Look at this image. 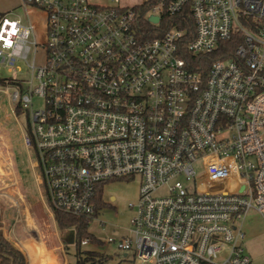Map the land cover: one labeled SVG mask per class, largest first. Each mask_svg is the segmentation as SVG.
<instances>
[{
	"label": "built area",
	"instance_id": "built-area-1",
	"mask_svg": "<svg viewBox=\"0 0 264 264\" xmlns=\"http://www.w3.org/2000/svg\"><path fill=\"white\" fill-rule=\"evenodd\" d=\"M112 1L21 0L26 22L0 16L6 93L27 117L46 208L91 222L103 183L140 175L130 227L107 238L125 256L252 264L244 223L252 209L264 218V0H159L143 20L189 13L185 44L187 28L152 36L134 6Z\"/></svg>",
	"mask_w": 264,
	"mask_h": 264
},
{
	"label": "rangeland",
	"instance_id": "rangeland-1",
	"mask_svg": "<svg viewBox=\"0 0 264 264\" xmlns=\"http://www.w3.org/2000/svg\"><path fill=\"white\" fill-rule=\"evenodd\" d=\"M93 3L107 4L112 0H90ZM145 0H120L124 6H136ZM9 19L21 17L27 21V13L20 0H0V16ZM32 59V53L29 60ZM25 73L28 70L21 64ZM14 74L0 64V78L13 77ZM14 81L0 83V225L5 234L27 255L31 248L35 263L42 257L39 253V240H43L57 256L59 264H76V245L72 229L60 232L47 216L45 203L41 198L42 184L38 181V172L33 167L35 156L30 154L25 142L28 121L20 108L9 101L7 87ZM34 108L43 105L42 99H32ZM196 170L202 171V164H196ZM142 183L140 175L110 179L103 183L102 198L98 213L88 226V230L102 242H89L81 245V250H94L104 255L101 264H141L131 252L125 256L108 237H117L130 227L132 210L130 203H136ZM41 187V188H40ZM44 209V211H43ZM102 221V222H101ZM5 224V225H4ZM245 245L252 258V264H264V218L252 209L244 223ZM32 247H31V245ZM45 250V249H44ZM46 252V250H45ZM44 264L52 263L47 257Z\"/></svg>",
	"mask_w": 264,
	"mask_h": 264
},
{
	"label": "trees",
	"instance_id": "trees-1",
	"mask_svg": "<svg viewBox=\"0 0 264 264\" xmlns=\"http://www.w3.org/2000/svg\"><path fill=\"white\" fill-rule=\"evenodd\" d=\"M159 2V0H145L143 3L134 6L136 10L142 15V24L147 32H151L152 36L161 35L167 29L176 26L181 29H188L184 44L189 42L194 35V22L193 18L189 13L179 15L175 21H168V17L164 15L159 25L155 26L153 23L143 17L148 12L151 6ZM150 35V34H149ZM151 36V35H150ZM224 55L219 53L212 54L206 57V63L202 64L199 68L207 69L209 63L217 58ZM191 57V56H190ZM192 58H195L192 56ZM205 58V57H204ZM12 78H0V83H4ZM22 113V112H21ZM55 219L61 232L72 229L74 232V244L76 245V264H101L105 257L102 253L94 250H81L82 242L86 239L89 242H102L100 239L95 237L89 230L88 226L90 222L84 218L72 216L63 212L56 211ZM0 264H26L25 255L20 249L14 246L0 231Z\"/></svg>",
	"mask_w": 264,
	"mask_h": 264
},
{
	"label": "crops",
	"instance_id": "crops-1",
	"mask_svg": "<svg viewBox=\"0 0 264 264\" xmlns=\"http://www.w3.org/2000/svg\"><path fill=\"white\" fill-rule=\"evenodd\" d=\"M20 5H21V0H20ZM101 198H102V189L100 190V196H99V199L101 200ZM99 200V201H100ZM43 211H44V209H43ZM45 211H46V213H47V216L48 217H50V219L52 218L53 220V223L57 226V228L59 229V227H58V225H57V222H56V219H55V214H51L49 211H48V209L46 208V206H45ZM5 225V224H4ZM3 225H0V231H2L3 232V234H4V236L11 242V243H13L14 244V246H16L18 249H20L21 251H22V253L25 255V258H26V264H44L43 263V259H45V257H46V255H47V257L52 261V263H48V264H59L58 262H57V256H56V253H55V251H53V249H51L50 247H49V245H47L46 244V242L45 241H43V240H39L38 241V245H39V253H40V257H42V258H40L36 263H35V260H34V258H33V252H32V250H31V248L28 250V252H27V255H26V253L15 243V242H13L10 238H9V236H7L6 234H5V231H4V227H2ZM60 230V229H59ZM61 232V231H60ZM31 245V244H30ZM33 245V244H32ZM32 245H31V247H32ZM46 250V252H45V250Z\"/></svg>",
	"mask_w": 264,
	"mask_h": 264
},
{
	"label": "water",
	"instance_id": "water-1",
	"mask_svg": "<svg viewBox=\"0 0 264 264\" xmlns=\"http://www.w3.org/2000/svg\"><path fill=\"white\" fill-rule=\"evenodd\" d=\"M151 20H153L154 22H158L159 21V17L158 16H152Z\"/></svg>",
	"mask_w": 264,
	"mask_h": 264
}]
</instances>
